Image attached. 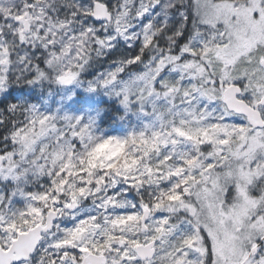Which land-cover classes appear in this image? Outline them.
<instances>
[{"label": "snow or ice", "instance_id": "6c2138e0", "mask_svg": "<svg viewBox=\"0 0 264 264\" xmlns=\"http://www.w3.org/2000/svg\"><path fill=\"white\" fill-rule=\"evenodd\" d=\"M45 81L151 120L9 102ZM0 95V264H264V0H0Z\"/></svg>", "mask_w": 264, "mask_h": 264}, {"label": "trees", "instance_id": "16d2710c", "mask_svg": "<svg viewBox=\"0 0 264 264\" xmlns=\"http://www.w3.org/2000/svg\"><path fill=\"white\" fill-rule=\"evenodd\" d=\"M108 65L106 63L101 64L100 67L84 73L81 75V81H88L93 78L96 72L103 71ZM38 83V82H37ZM37 83L32 84L30 87L32 94H27L26 87L19 88L16 85L14 92L15 97L8 98L10 103H19L25 101L26 104L35 106L37 110L46 115L58 116L53 110L48 109L42 100L37 99ZM41 83V82H39ZM42 89H46V81L43 82ZM79 88L76 86L70 87H57L55 91V102L51 105L55 110H59V113H69L70 117H79L81 112L84 114L82 117L85 121L92 120L93 132L97 136L104 138L107 137H127L131 131L139 132L145 124L151 120V116L140 113L135 106L125 108L120 99H115V96H111V100L107 101V97L102 95V92L88 91V85L86 83L79 84ZM99 89H95L98 91ZM91 100L88 104L87 101ZM133 133V132H132ZM119 135V136H118ZM106 147V148H105ZM101 151L107 155L114 153L116 157L122 158V154L125 151L124 145H105ZM97 158L92 159V163L97 162ZM124 167L125 163H121L120 159L113 167Z\"/></svg>", "mask_w": 264, "mask_h": 264}, {"label": "rangeland", "instance_id": "374dc122", "mask_svg": "<svg viewBox=\"0 0 264 264\" xmlns=\"http://www.w3.org/2000/svg\"><path fill=\"white\" fill-rule=\"evenodd\" d=\"M97 89H99V88H97ZM100 90H102L103 93L106 95V97L110 99L111 96L108 95L104 89H100ZM48 93H49V90H46V94H48ZM116 99H120V98L119 97H116ZM132 106H135L137 109L139 108L138 104H135V103H133V104L130 105V107H132ZM132 132H135V131H132ZM123 138H125V137H123ZM101 150H102V148L94 156V158H97L98 161H101V158H103V161L106 162L108 159H111L112 157L115 156L114 153H112V154L109 153V155H107V154L103 153V152H106V151H101Z\"/></svg>", "mask_w": 264, "mask_h": 264}]
</instances>
